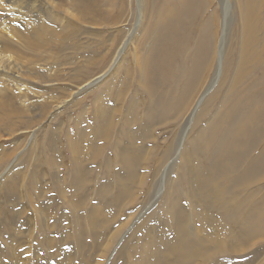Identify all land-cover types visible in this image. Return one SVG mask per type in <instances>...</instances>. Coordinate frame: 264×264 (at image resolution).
I'll list each match as a JSON object with an SVG mask.
<instances>
[{"label":"bare ground","instance_id":"6f19581e","mask_svg":"<svg viewBox=\"0 0 264 264\" xmlns=\"http://www.w3.org/2000/svg\"><path fill=\"white\" fill-rule=\"evenodd\" d=\"M28 1H32L33 11L25 8ZM102 1L26 0L15 7L18 0H12L15 8L1 1L0 15L15 13L10 31L0 30V74L5 77L1 92L11 82L16 96L22 95L21 104L41 102L40 92L28 94L35 91L32 77L52 65L38 55L44 57L49 44L62 37L55 20H44L45 10L57 13V19L60 10L78 24L98 26L107 20L98 8H103ZM115 1L104 3L107 16L116 9ZM214 2H219L218 8ZM125 4L116 5L117 19L124 18ZM148 6L144 8L149 22L135 36L132 52L128 46L133 36L116 41L117 34L110 33L107 40L98 30L94 37L106 45L105 53L102 46L95 50L77 44L71 59L73 63L83 61L72 76L69 73L76 90L71 104L79 103L76 97L105 81L104 85L99 91L93 89L95 97L89 106L78 108L73 126L64 127V137L60 124L44 141L48 149L37 144L35 168L45 178L43 168L56 170L51 174L59 181L58 190L60 194L69 190L76 215L72 222H60L61 237L57 239L53 235L56 225L49 219L50 206H41L34 197L29 206L41 216L30 217L27 224L31 241L26 250L31 255H23L27 227L24 231L14 228L11 234L17 246H13L12 264H241L227 255L217 258L215 250L227 246L237 253L246 237L264 233V0H149ZM140 12L143 14V6ZM230 13L233 18L228 22ZM40 15L44 21L37 22ZM230 22L225 37L223 29ZM76 34L72 32L73 37ZM22 85L28 86L26 92ZM10 99H0V120L12 109ZM64 101L56 105L61 107ZM188 112L190 121L195 118L192 134L175 164L176 179L169 176L166 198L156 209L159 219H143L131 228L108 261L113 241L104 245V237L118 218L116 206L133 194L135 183H142L139 174L154 154L151 142L158 141L156 126L179 121ZM12 125L6 133L10 136L14 134ZM153 158L157 171L161 154ZM11 185L9 181L6 188ZM88 192L94 193L95 202H89ZM88 203V213L78 214ZM100 248L104 250L100 252Z\"/></svg>","mask_w":264,"mask_h":264},{"label":"rangeland","instance_id":"374dc122","mask_svg":"<svg viewBox=\"0 0 264 264\" xmlns=\"http://www.w3.org/2000/svg\"><path fill=\"white\" fill-rule=\"evenodd\" d=\"M1 1L5 2L4 3L5 5H12L13 8L26 3L27 5H25V8L28 7V11H33L32 1L31 2L28 1L29 3L28 2L24 3V1L26 0H18L16 6L15 4L10 3L12 0L11 1L0 0V2ZM121 1H125L126 3L125 6L128 8L124 18L117 19L116 15L119 8L117 6H120ZM115 2H116L115 3L116 9H114V11L107 16V12L104 10L106 8V5L104 4L106 3V0L102 1L101 4L103 5L102 7L104 9L100 7L101 5L98 8L100 10V13L107 18V20L106 19L105 20L108 22V24L104 20L102 25H98V26L89 25L87 23L85 24L80 22L78 24L77 20L68 18L67 15H64L65 13L61 12L60 10H57V12L59 11V13H61L60 18L57 19L56 18L57 13H53L49 8H47V10H45L44 12L43 18L46 16L44 20L46 19L55 20L56 22L54 21L55 22L54 26H56L57 28H61L62 37L60 36V38L57 39L55 42L54 41L51 42L48 48L45 49L48 51L50 47L49 52L51 53L44 51L45 52L44 57L41 55L40 57L38 55V59H43V58L44 60L48 59L50 66L52 65L51 66L52 68H50V70L48 71L39 70L35 72L36 75L34 74V76L32 77L33 82L34 83L36 82L35 86L34 84H32V87L35 89L36 92L31 89L32 91L30 90L28 94L38 95L37 92H40V94H42V98L41 97H40L41 99L39 98L41 102H36L30 105L21 104V101L19 99H21L22 95L21 94H20L21 96L18 95L19 97L16 96L17 91L16 92L15 90L12 91L13 88L11 82L10 84L8 82L6 84L8 88H6L5 90L7 91L3 90L2 93L0 90V99L2 98L8 99L10 97L11 98L10 101L12 102V103L10 102L12 104V109L8 112H4L1 115L2 119L0 120V215H1L0 216L1 217L0 218V264H12V262L14 261V257L12 256V254L14 253V247L17 246L14 245V240L17 241V239L14 237V235L11 234L12 233L11 230L14 228H18L20 231H24V229L27 227L25 232L26 235H24L22 239V244L25 247V250L23 251V255H26V257L30 258L31 255L30 251L26 250L27 247L30 248V241H31V238L28 233L27 224L31 218L32 219H34L35 217L40 218L41 216L39 210L37 209L33 210V207L29 206V202H31L34 199V197H38L39 199L38 201L41 204V206L45 204H47V206H50L49 212H51V215L49 219L51 222L55 223L56 225L55 229L53 228L52 229H53V235H55L57 239L61 237V233H60L61 228L59 226L60 222L62 220L64 222L65 220L72 222L73 221L72 217L76 215L71 208L73 202L70 201L69 190H64L62 191L61 194L60 191L58 190L59 181L51 174L53 172H56V170L53 169L52 171V169L48 170L43 168V170L45 171L47 170L45 172L46 176L48 175L47 178L42 176V172L35 171L37 160L39 158L36 152L40 148L41 149L43 148L46 149V147L47 149L49 148L47 144L45 145L46 142L45 139L46 137L48 138V134L52 131L53 127L61 124L63 127L62 137H64L65 135L64 133L66 132L68 127L73 126V120L75 119V117L73 118V116H75L78 108L82 106L85 107V105L89 106L91 99L95 97V94L93 93L95 92V90L93 89L99 91L100 90L99 87H103L104 85L105 81L102 82L99 86L94 87L91 92L88 91L87 93L76 97L77 99L80 100L79 103L81 104L79 103L71 104L75 99L72 95L76 92V90H75V84L73 85V81L71 80L72 77L70 76H72L71 74L74 73L73 71L74 68L79 65V61H81V63L83 61L82 60L83 58L81 57L82 58V59L80 58L81 60H79L77 63H73L71 58L73 57V55H75L76 51L78 50V48L76 47L78 46L80 47V45L83 46L84 44V46L86 47L89 48L92 47L95 48V50H98L102 46L103 53H105L107 50L106 45L104 46L102 42L99 41V38L94 37L95 31L98 30L103 32V39L107 38V40L110 38L109 36L110 33L117 34L116 39L117 38L118 39L116 41H120L123 38L127 39L130 35L133 36L131 44L128 46V50L132 52L133 44L136 41L135 36H138L140 30L144 25L146 29V25L147 22H149L150 15L148 14L147 9H145L144 7L145 6L146 8L149 7L148 6L149 0L147 1L146 0H116ZM145 3L147 4L144 5ZM216 3L219 2H214L215 7H217ZM142 6H143V14L140 12ZM14 14H15L14 12H6L4 13V15L3 14L0 15V30L5 32V34L8 31H10L8 27L13 24L12 17L14 16ZM42 15L36 16L37 22L44 21L43 18H41ZM230 16L233 18V13L229 14L228 22ZM117 20L118 21L120 20V22L117 23L116 22ZM226 21L227 18L225 22ZM99 26H101V28H99ZM230 27H231V22L227 24V27L225 26L226 29L225 28L223 29V34L225 35V37L228 36L229 34L228 29ZM23 30L26 31L25 28H23ZM64 30H66L71 35L67 37V32H65ZM74 31L75 33H77L76 35H74L75 37L72 36V32ZM91 31H94L93 35ZM70 37L73 38L71 39ZM60 39H62L63 42L65 41L64 44H60L61 43L59 42L61 41ZM77 44L79 45L77 46ZM28 47H29V40L24 44V50L27 51ZM52 50L55 53L52 52ZM2 51L3 50L1 49V44H0V52ZM48 53L49 55H47ZM39 54H41V52ZM50 54H53L52 59H51L52 56L49 57ZM54 63H56L55 65H58L56 66L58 68L57 70H53L56 69L55 65L53 66ZM90 67H92V65ZM41 72L44 74L46 72V74L43 75ZM55 72L58 74L55 75ZM51 75L52 78L50 79ZM55 76L57 77L61 76V78H55ZM4 80L5 77L2 74H0V89L4 83ZM44 81L46 82L48 81V82L45 84ZM217 81L218 80H216L212 91L217 87L218 84ZM23 85L25 86L27 84L24 83ZM23 85L22 88L23 90H25L24 92H26L28 86L24 87ZM23 90L21 92H23ZM61 100H65V101L62 104L63 106L59 107L56 104L57 101H61ZM188 114L189 112L183 115L179 121L176 120L173 122V120H167L166 122H164L163 125L156 126L158 141H153L155 144L151 142V146L154 145L153 148L151 149V153L152 154L154 153L153 156L155 157H157L158 154H161V169L157 171L154 170V168L156 169V163L154 162L155 158L151 159L153 156L151 155L150 157L149 155L148 158L149 160L146 161V164L144 166L145 171L144 170L142 171L143 174H145L146 176L141 173L139 174L140 179H142L141 180L142 183L141 184L137 183V185L135 183L134 189L131 190L133 194L131 196H127V200L124 199L126 201L124 200L122 201L124 203L121 202L116 206V210L118 211L117 213L118 218L115 219V221L112 224L113 226L111 228L112 230L110 231L111 233H109L108 235H106V237H104L105 238L104 245L110 240L113 241L111 247L112 250L110 251L111 253L109 252L108 261L110 260L113 252H115L116 249L125 242L128 234L131 232L133 228H135V226H137L136 224L141 222L143 219L152 220L155 217H157L155 219H159L158 218L159 210L157 211L156 209L158 205L161 203V201L162 200L164 201L166 198L170 177L176 179V173L174 170L176 169L175 164L178 162V159L180 158L182 148L184 147L185 143H187L190 134H192V127L194 126L195 118H193L190 121L188 119ZM10 124H14L11 126L14 130L13 131L14 134L11 136L6 134ZM64 127L66 128V130L64 129ZM44 133L46 134V136H44ZM43 137L44 139L40 140ZM175 143L177 146L175 145ZM37 144H40V148H37ZM42 144H44L46 147ZM168 150H170V153H167ZM139 177L137 179L138 181H139ZM49 178L51 180H49ZM9 181H11L12 185L7 189L6 185H8ZM88 199L89 202L91 201L95 202L96 199L93 192H88ZM183 202L186 203V200L183 199ZM8 204H10V207L7 206ZM11 206H14L15 208L12 209ZM22 207L23 208L26 207V208L20 210ZM90 207L91 206L88 203V205H85L83 208L79 210L80 213L78 214L88 213L87 211L90 209ZM82 209L83 211L81 213ZM5 212H7L8 215L7 214L5 215ZM162 216L161 219H163ZM126 224L128 227L125 226ZM119 226H120V230L119 232H117L116 230L117 228H119ZM113 233L115 236L113 235ZM261 234L254 233L246 237L243 240L245 241V243L242 244L240 249L241 251L239 252L237 251V253H233L230 250V248H228L227 246L224 250L221 249L222 247L218 248L217 250H215L217 258L227 255L231 261H233V259H236L240 261L241 264H264V233ZM68 241L71 242L72 240H68ZM8 243L10 244L8 245ZM103 248H100V252L104 250ZM105 250L107 251V249Z\"/></svg>","mask_w":264,"mask_h":264}]
</instances>
